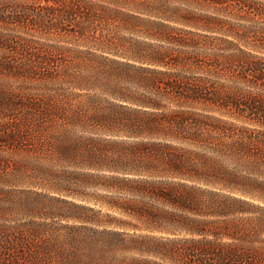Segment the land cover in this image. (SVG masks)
<instances>
[{
	"label": "trees",
	"instance_id": "obj_1",
	"mask_svg": "<svg viewBox=\"0 0 264 264\" xmlns=\"http://www.w3.org/2000/svg\"><path fill=\"white\" fill-rule=\"evenodd\" d=\"M238 3L264 10L255 0ZM161 48L139 56L147 64L117 61L127 85L116 91L107 80L102 88L103 94L155 109L142 110L143 116L121 112L99 94L80 101L72 92L46 93L29 102L25 123L37 149L75 164L85 154L89 167L121 173L107 176L104 186L116 194L104 203L123 217L108 214L106 223L116 228L76 226L68 238L54 241L37 230L12 237L5 227L0 264H264V129L236 130L190 108L237 104V87L194 74L196 63L187 57L166 60ZM261 66L251 69L264 76ZM171 101L178 106L165 110ZM244 105L245 116L264 125V103ZM116 122L130 135L153 139L125 142L113 154L104 152V138L77 133L113 131Z\"/></svg>",
	"mask_w": 264,
	"mask_h": 264
},
{
	"label": "rangeland",
	"instance_id": "obj_2",
	"mask_svg": "<svg viewBox=\"0 0 264 264\" xmlns=\"http://www.w3.org/2000/svg\"><path fill=\"white\" fill-rule=\"evenodd\" d=\"M255 2L259 7L264 0ZM158 33L169 38L158 39ZM155 48L168 61L187 57L196 63V75L237 87V104L190 108L236 130L264 129L245 116L244 105L264 103V76L251 69L254 63L264 66L263 9L238 0H0V231L7 227L13 237L37 230L54 241L68 238L76 226L116 228L106 221L123 215L105 205L116 192L104 183L121 173L89 167L85 154L75 164L37 149L29 140L26 112L30 101L46 93L72 92L80 101L104 95L117 110L143 116L142 110L155 109L103 94L102 88L107 80L116 91L127 85L117 61L147 64L139 56ZM176 106L171 101L164 109ZM115 125L113 131L77 133L104 138V152L113 154L125 142L153 139L128 134L122 122ZM16 133L23 137L12 139Z\"/></svg>",
	"mask_w": 264,
	"mask_h": 264
}]
</instances>
